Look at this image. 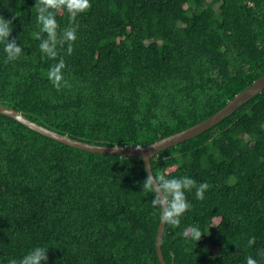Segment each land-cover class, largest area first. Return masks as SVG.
I'll return each instance as SVG.
<instances>
[{
    "label": "trees",
    "instance_id": "1",
    "mask_svg": "<svg viewBox=\"0 0 264 264\" xmlns=\"http://www.w3.org/2000/svg\"><path fill=\"white\" fill-rule=\"evenodd\" d=\"M90 3L75 18L56 16L58 31L78 25L72 55L58 49L70 87L57 91L47 72L59 57L32 36L36 0H0L10 39L23 48L5 63L0 43V104L84 143L146 147L215 115L264 75V0ZM151 166L209 185L203 200L186 191L192 207L180 226L165 227L167 264H246L249 256L264 264V90ZM145 168L0 114V264L36 247L49 249L47 264H161ZM189 226L200 241L183 235Z\"/></svg>",
    "mask_w": 264,
    "mask_h": 264
},
{
    "label": "clouds",
    "instance_id": "2",
    "mask_svg": "<svg viewBox=\"0 0 264 264\" xmlns=\"http://www.w3.org/2000/svg\"><path fill=\"white\" fill-rule=\"evenodd\" d=\"M90 8V0H36L33 11L39 31L33 32L32 36L40 41L39 48L48 58L57 60L59 57L58 62L54 63L47 72V78L57 91L62 87H70L63 75L66 63L64 58L59 56L58 49L67 46V55H72L73 44L77 40L78 25L70 24L63 31H58L56 16L66 11L70 17L75 18ZM43 34H46V38ZM11 35L12 20L0 16V43L4 44L5 63L17 60L23 53V48L16 40L10 39ZM145 171L147 175L142 184V192L152 193L155 197L151 201V206L159 210L162 225L180 226L181 217L192 207L187 201L185 192L195 189L196 198L203 200L204 193L209 188L207 183L198 185L194 179L187 176L176 178L168 169L153 172L152 168L146 166ZM183 235L195 241H200L203 236L195 226L185 228ZM255 242L256 238L253 236L248 240V245L252 246ZM48 250L44 247H36L20 260L11 259L9 264H47ZM261 254L264 255V252ZM246 264H258V262L249 256Z\"/></svg>",
    "mask_w": 264,
    "mask_h": 264
},
{
    "label": "water",
    "instance_id": "3",
    "mask_svg": "<svg viewBox=\"0 0 264 264\" xmlns=\"http://www.w3.org/2000/svg\"><path fill=\"white\" fill-rule=\"evenodd\" d=\"M264 90V75L254 82V84L248 89L244 90L242 93L238 94L232 101L228 103L222 110H220L215 115L206 119L205 121L185 130L180 133L174 134L170 137L163 138L153 144L141 147V146H98L84 143L79 140L70 138L67 135L60 134L56 131L50 130L43 127L36 122L32 121L21 112L15 110L14 108H7L0 104V114L12 118L19 123L23 124L25 127L31 129L32 131L39 133L49 139H52L58 143L67 145L69 147L83 150L90 153H99L106 155H117L120 157H136L143 160L145 167L151 166V159L158 155L160 152L166 149L172 148L181 144L185 141L193 139L202 133L208 131L209 129L215 127L222 120L232 115L238 108L247 103L251 98L260 94ZM166 225L160 223L158 234H157V254L161 264H167L163 255L162 250V239L164 235Z\"/></svg>",
    "mask_w": 264,
    "mask_h": 264
},
{
    "label": "rangeland",
    "instance_id": "4",
    "mask_svg": "<svg viewBox=\"0 0 264 264\" xmlns=\"http://www.w3.org/2000/svg\"><path fill=\"white\" fill-rule=\"evenodd\" d=\"M209 1H211V0H209Z\"/></svg>",
    "mask_w": 264,
    "mask_h": 264
}]
</instances>
